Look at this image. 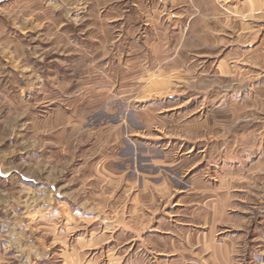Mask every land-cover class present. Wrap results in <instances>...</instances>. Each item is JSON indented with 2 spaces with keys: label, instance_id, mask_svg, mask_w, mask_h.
I'll return each mask as SVG.
<instances>
[{
  "label": "rangeland",
  "instance_id": "1",
  "mask_svg": "<svg viewBox=\"0 0 264 264\" xmlns=\"http://www.w3.org/2000/svg\"><path fill=\"white\" fill-rule=\"evenodd\" d=\"M0 264H264V0H0Z\"/></svg>",
  "mask_w": 264,
  "mask_h": 264
},
{
  "label": "crops",
  "instance_id": "2",
  "mask_svg": "<svg viewBox=\"0 0 264 264\" xmlns=\"http://www.w3.org/2000/svg\"><path fill=\"white\" fill-rule=\"evenodd\" d=\"M11 174H12L11 172H8L6 170L4 172L3 171L1 172V175H3V177H8V175H11ZM23 177H24L25 180L31 181L30 178H27L26 176H23ZM41 188L42 187H40V185H38V189H41ZM53 189H54V186L53 185L52 186H49V190H50L51 193H53Z\"/></svg>",
  "mask_w": 264,
  "mask_h": 264
}]
</instances>
